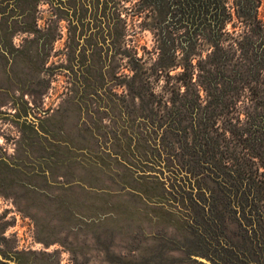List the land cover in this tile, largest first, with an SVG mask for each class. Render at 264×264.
Returning a JSON list of instances; mask_svg holds the SVG:
<instances>
[{
	"label": "rangeland",
	"instance_id": "obj_1",
	"mask_svg": "<svg viewBox=\"0 0 264 264\" xmlns=\"http://www.w3.org/2000/svg\"><path fill=\"white\" fill-rule=\"evenodd\" d=\"M83 1L9 0L31 31H14L19 52L0 59V264H206L194 256L213 264L187 239L188 196L217 193L207 177L193 176V139L249 168L232 132L264 112V0H254L246 18L227 0L232 17L215 55L200 38L193 55L177 49L164 68L150 8ZM90 5L103 8L91 26L106 32L100 27L80 51L77 28ZM10 7L0 10L1 23L20 17ZM195 102L204 108L198 120ZM167 114L174 123L163 129ZM143 119L159 129L162 160L143 168L147 176L129 175L126 130L144 129ZM222 223L227 237L239 238L229 213Z\"/></svg>",
	"mask_w": 264,
	"mask_h": 264
},
{
	"label": "trees",
	"instance_id": "obj_2",
	"mask_svg": "<svg viewBox=\"0 0 264 264\" xmlns=\"http://www.w3.org/2000/svg\"><path fill=\"white\" fill-rule=\"evenodd\" d=\"M141 5L150 8L157 23L160 56L158 66H169L165 60H174L173 54L180 49L183 58L193 55L198 39L202 38L214 48L212 55L218 51L219 40L224 34V28L232 17L231 8L239 17L246 18V13L256 9L254 0H233L228 6L227 0H140ZM0 5L2 13L10 7ZM14 11V7H10ZM19 18L14 22L5 20L0 22V59L7 57V52L18 51L10 44L14 31H31L23 20L25 12L15 10ZM3 13V14H4ZM7 15V14H6ZM1 17V12H0ZM253 23V21H250ZM190 51V52H189ZM19 52V51H18ZM201 108L194 104L193 120H198L197 114ZM173 114H167L163 119V129H170L173 124ZM197 117V119H196ZM247 122L240 129L230 131L237 135L240 146L251 159L250 166L245 167L243 162L226 163L214 153H206L200 147L197 136L193 139V155L197 158V171L193 167V176L207 177L217 190L209 191L207 199L203 200L195 195H189L193 215L186 222L187 239L192 240L198 248V254L206 257L213 264H264V112L247 115ZM135 123V122H134ZM147 120H139L137 126ZM148 126L126 130L128 144L123 153L130 161L131 170L126 169L129 175L143 172L146 169H155L161 164L163 152L160 149L157 137L159 129ZM203 139L207 140L205 135ZM198 142V145H197ZM157 158V159H156ZM159 158V159H158ZM195 158V159H196ZM256 160V161H255ZM248 165V164H247ZM164 166V163H163ZM196 171V173H195ZM192 175V174H191ZM214 190V189H213ZM174 189L171 188L170 192ZM175 195V192H173ZM204 201V202H202ZM229 213L237 222L241 232L239 238L232 239L225 235L223 219L224 213ZM196 252V253H197ZM200 262V261H199ZM107 264H177L174 259L158 258L153 260L116 259L108 260Z\"/></svg>",
	"mask_w": 264,
	"mask_h": 264
},
{
	"label": "flooded vegetation",
	"instance_id": "obj_3",
	"mask_svg": "<svg viewBox=\"0 0 264 264\" xmlns=\"http://www.w3.org/2000/svg\"><path fill=\"white\" fill-rule=\"evenodd\" d=\"M62 1H64V0H62ZM79 1L81 3L84 2L83 0H79ZM88 1H96V0H88ZM100 1L101 0H97V2H99V3H100ZM102 9L103 8L98 9V7H97V9L95 11H98V12L101 13L102 12ZM79 11L81 12V10H79ZM79 11H78V13H79ZM95 11H94V7H92L91 5L90 6H87L86 7V12L87 13L85 12V14H83V16L81 15L82 17L79 20L80 21V27L77 28V34H78V37L80 39V40L78 39V43H79V47H80L79 50L80 51H81V46L82 47H85L88 39L91 38V36L93 34H95L96 32H98L99 29H100V27H101L100 30L102 31L101 33H103L104 31L106 32V30H104V27H103L102 23L99 24L100 26H95L94 28L91 26L92 21H94V19H91V18L94 17L93 16V12H95ZM95 15H98L97 16V19H99L102 22V19L103 18L101 16H99L98 13H96ZM67 17H68V19L71 18L70 16H68V14H67Z\"/></svg>",
	"mask_w": 264,
	"mask_h": 264
},
{
	"label": "water",
	"instance_id": "obj_4",
	"mask_svg": "<svg viewBox=\"0 0 264 264\" xmlns=\"http://www.w3.org/2000/svg\"><path fill=\"white\" fill-rule=\"evenodd\" d=\"M194 258L200 262H204L206 264H210L209 261H207L206 259L202 258V257H198V256H194ZM3 260V259H2ZM5 262V260H3Z\"/></svg>",
	"mask_w": 264,
	"mask_h": 264
}]
</instances>
